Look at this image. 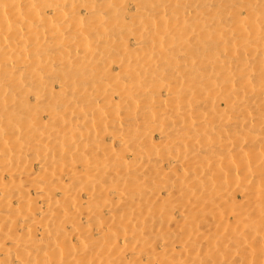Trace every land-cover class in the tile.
I'll use <instances>...</instances> for the list:
<instances>
[{
  "label": "bare ground",
  "instance_id": "6f19581e",
  "mask_svg": "<svg viewBox=\"0 0 264 264\" xmlns=\"http://www.w3.org/2000/svg\"><path fill=\"white\" fill-rule=\"evenodd\" d=\"M0 264H264V0H0Z\"/></svg>",
  "mask_w": 264,
  "mask_h": 264
}]
</instances>
